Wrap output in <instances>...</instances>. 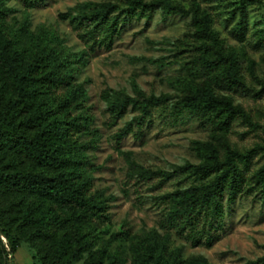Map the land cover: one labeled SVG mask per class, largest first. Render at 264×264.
Listing matches in <instances>:
<instances>
[{
    "label": "rangeland",
    "instance_id": "1",
    "mask_svg": "<svg viewBox=\"0 0 264 264\" xmlns=\"http://www.w3.org/2000/svg\"><path fill=\"white\" fill-rule=\"evenodd\" d=\"M0 1L7 8L0 35L15 42L26 60L46 47L65 57L68 85L58 90L59 96L67 97L77 84L84 88V100L73 97L66 110L81 123L87 120L74 138L84 174L108 199L109 219L80 223L54 200L15 197L56 215L57 221L48 220V230L71 249L79 240L84 251L73 264H139L142 259L148 264H264L263 193L255 177L264 165V0H170L189 13L165 12L155 5L141 17L125 16L126 0H43L34 8L20 0ZM105 1L120 6L111 14L118 17L106 39L101 33L90 35L89 27L71 18L79 5ZM240 3L247 14L242 39L232 32ZM194 10L211 16V29L224 50L235 52L239 84L223 85L217 80L219 69L202 68ZM205 83L241 108L223 130L215 127L213 115L175 106ZM122 95L162 99L137 124L131 120L141 109L128 106L119 117L110 112L108 102ZM129 121L130 129L124 130ZM206 142L217 145L220 154L226 147L251 151L246 164L238 163L241 187L233 200L223 193L218 214L202 206L190 221L170 223L168 194L212 177L193 172L201 161L197 144ZM138 171L160 173L142 177ZM9 235L18 239L14 231ZM37 262L35 249L19 240L8 264Z\"/></svg>",
    "mask_w": 264,
    "mask_h": 264
},
{
    "label": "trees",
    "instance_id": "2",
    "mask_svg": "<svg viewBox=\"0 0 264 264\" xmlns=\"http://www.w3.org/2000/svg\"><path fill=\"white\" fill-rule=\"evenodd\" d=\"M20 1L32 8L43 4V0ZM125 4L122 12L127 17H141L155 5H161L165 12L189 13L170 0L152 3L126 0ZM119 7L111 1L86 2L78 6L71 18L89 27L90 35L101 33L106 39L118 17V14H111ZM244 7V3H240L239 20L232 27L238 39H242L247 21ZM6 18L7 8L0 1V20ZM211 22V16L206 12L193 11L194 35L201 40L202 48L198 60L206 71L219 69L217 80L221 84L237 85L241 80L236 54L224 50L221 40L211 29ZM64 63L65 57L58 55L52 47L43 48L40 56L26 60L15 42L0 35V264H8L19 240L35 249L38 262L34 264H73L84 251L78 239L71 249L67 240L48 230V220L57 221L56 215L41 213L39 205L32 206L21 199L15 201L16 196L54 200L69 208L80 223L110 217L108 199L93 189L92 178L84 174L78 150L80 145L74 138L87 120L82 124L66 110L73 97L84 100L83 85L77 84L67 97L58 95V90L68 85L69 72ZM161 99L122 95L109 101L108 107L115 117L121 116L128 106L141 109V114L131 120L140 124L150 106ZM177 105L192 114L213 115L217 119L215 127L220 130L227 128L233 117L241 112L240 106L230 97L216 95L208 83L190 91ZM131 121L124 130L130 129ZM197 151L201 161L193 167L194 174L199 178L212 177L168 194L171 199L167 213L170 223L182 219L190 221L202 206H210V212L218 214L219 198L223 193L227 192L228 199L233 200L241 187L243 174L238 163L246 164L251 156V151L242 153L229 147L220 154L212 142L198 143ZM155 173L160 171H138L142 177ZM255 177L261 183L264 205V165ZM11 231L18 239L10 238ZM139 264H148V259H142Z\"/></svg>",
    "mask_w": 264,
    "mask_h": 264
},
{
    "label": "built area",
    "instance_id": "3",
    "mask_svg": "<svg viewBox=\"0 0 264 264\" xmlns=\"http://www.w3.org/2000/svg\"><path fill=\"white\" fill-rule=\"evenodd\" d=\"M3 240H4V238H3ZM5 241V240H4ZM9 257H10V255H9Z\"/></svg>",
    "mask_w": 264,
    "mask_h": 264
}]
</instances>
